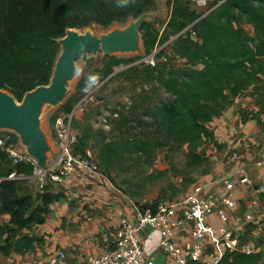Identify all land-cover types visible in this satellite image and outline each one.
Here are the masks:
<instances>
[{
  "label": "trees",
  "instance_id": "obj_1",
  "mask_svg": "<svg viewBox=\"0 0 264 264\" xmlns=\"http://www.w3.org/2000/svg\"><path fill=\"white\" fill-rule=\"evenodd\" d=\"M209 1L212 7H217L202 18L187 2L170 0L172 12L160 35L153 31L158 20L143 24L146 55L194 25L157 55L156 66L134 67V70L143 67L142 71L153 81L159 80L173 99L148 110L146 118H151L150 123L132 117L133 129L139 132L132 138L129 136L136 142L127 141L122 146L107 144L102 156L104 163L113 157L119 158L123 150L147 155L149 141L142 143L138 138L143 125H152L164 138L173 139L180 147H188L191 165L200 166L204 158L197 153L198 149L205 139L212 138L207 125L252 87L256 88L260 102H264V0ZM137 3L129 0L122 7L110 0H0V90L21 102L26 93L49 85L61 52L57 41L66 36L67 30L86 31L93 25L110 29L117 23L129 22L131 17L145 14L143 5ZM245 24L252 26L253 34ZM121 63L122 60L111 59L106 75H111L113 67ZM72 106L73 101H70L65 111ZM128 123V118L122 122L123 125ZM10 136L5 147L19 144L16 135ZM86 148L85 140L79 142L78 137L75 152L85 156ZM6 157L8 164L4 162ZM14 169L27 175L31 173L29 166L13 165L6 151L0 148V213L11 214L10 224L5 228L9 233L7 245L22 228L43 224L44 215L55 199L52 194H46L43 205L31 212L28 197L19 195L21 181L5 179ZM160 203L146 205L156 211ZM262 259V253L227 252L219 264H259Z\"/></svg>",
  "mask_w": 264,
  "mask_h": 264
},
{
  "label": "crops",
  "instance_id": "obj_2",
  "mask_svg": "<svg viewBox=\"0 0 264 264\" xmlns=\"http://www.w3.org/2000/svg\"><path fill=\"white\" fill-rule=\"evenodd\" d=\"M207 127L213 139H205L203 144L210 147L207 157L218 167L196 178L184 196L161 203L185 199L199 186H203L206 193L235 201V208L222 206L230 227L239 234L241 246L260 253L261 247L255 241L244 242L245 237H258L255 225L264 219V193L257 192L264 186V164H259L264 161V102H260L256 88L235 98ZM4 136L0 134V138ZM241 171L244 178L233 192H228L224 184L218 182ZM56 188L62 190L61 194L54 192ZM31 189L39 193L33 192L34 197L27 195L31 212L43 205L46 194H52L55 199L44 215L43 224L22 228L12 236L9 245L5 228L10 224L11 214L0 213V264H49L60 251L66 253L69 264H86L89 258L99 257L114 248L121 220L135 221L143 204L134 203L103 176L73 177L64 185H53L45 192L34 186ZM248 216L251 221L247 220ZM207 223L215 230L224 225L217 214L208 217ZM194 231V224L188 222L174 234L175 243L185 250L186 257L192 252L200 256L199 261L189 264H206L216 257H224L227 253L224 247L211 245L207 240L198 241ZM141 239L154 242L158 236L144 232ZM187 247L191 250H186ZM153 259L156 264H174L173 258L162 249Z\"/></svg>",
  "mask_w": 264,
  "mask_h": 264
},
{
  "label": "rangeland",
  "instance_id": "obj_3",
  "mask_svg": "<svg viewBox=\"0 0 264 264\" xmlns=\"http://www.w3.org/2000/svg\"><path fill=\"white\" fill-rule=\"evenodd\" d=\"M110 1L118 3V0ZM136 2L139 6L143 5L144 13H150L156 17V19L148 21H159L154 25L153 31L159 32L160 35L170 19L172 12L170 0H136ZM210 4L212 3L210 2ZM135 19L131 17L129 22L117 23L110 29H104L97 25H93L89 29L96 35H102L117 28L123 29ZM244 26L250 34L254 33L251 25L245 24ZM80 32L84 31L80 30ZM138 56L139 54H118L107 57L100 53L89 64L79 59L77 76L68 85L67 99L56 108L46 107L41 123L51 145L54 146L55 121L65 112L67 104L70 101H73L74 104L81 99L86 94L85 90L89 88L93 78L104 80V85L94 95V102L74 120L73 129L79 137V142L85 140L87 143L86 150L100 167L102 176L134 203L140 202L146 205L184 196L196 178L204 176L218 166L215 161L207 157L210 152V147L207 144H202L197 152L204 158L202 164L192 166L188 157V147H180L173 139L164 138L162 134L155 131L156 129L152 125H143L140 138H138V141L141 140L142 143L149 141L147 155H138L134 151L123 152V150L119 158L113 157L106 163L103 162V151L107 144L118 143L122 146L127 141L136 142V140L131 141L129 136L131 135L132 138L136 136L135 133L139 132L133 129V121L130 120L132 117L135 120H145L150 123L151 118H146L148 110L173 99L159 80L153 81L152 77L142 71L143 67L134 70L136 63L142 58H137ZM111 59L122 60L123 63L114 66L111 75H106V66ZM156 62H158L157 59ZM178 66H181L180 62ZM113 111H118L119 116L114 117ZM120 114L123 117L122 121L118 119ZM127 118L129 123L123 125L122 122H126ZM0 134L14 133L0 130ZM159 143H162L163 146L158 145ZM8 161L6 157L5 164H8ZM19 183L22 186L20 196L34 197L35 193L33 192L36 191L31 189L33 186L28 181ZM54 192L61 194L62 190L56 188ZM255 226L258 237L253 238V235L245 237L244 242L255 241L261 247L260 253L263 254V259L259 264H264V219Z\"/></svg>",
  "mask_w": 264,
  "mask_h": 264
},
{
  "label": "built area",
  "instance_id": "obj_4",
  "mask_svg": "<svg viewBox=\"0 0 264 264\" xmlns=\"http://www.w3.org/2000/svg\"><path fill=\"white\" fill-rule=\"evenodd\" d=\"M187 2L192 9L196 10L201 17H206L217 6L210 4L209 0H182ZM221 4V3H220ZM219 4V5H220ZM194 24L183 32L172 36L170 40L159 48H156L151 55L139 54L141 61L136 65L149 64L156 66V57L163 49H168L180 36L191 31ZM195 35V34H193ZM166 62L167 59L163 58ZM180 61L178 60L177 63ZM181 63V62H180ZM105 81L100 78H93L90 86L85 90L84 96L73 104L69 111H65L55 121L54 135L56 151L50 155L47 166L42 168L37 161L30 156L25 149L21 151L20 143L5 147L10 134L0 138V148L6 151L13 165H26L31 168L30 174L19 173L16 169L11 171L6 180L28 181L38 191L45 192L51 186H61L73 177L95 179L102 176L100 167L94 162L87 152L85 156L77 154L75 147L78 137L73 129V122L79 114H82L88 106L94 102V95L98 92ZM114 117L119 112L113 111ZM15 135V134H14ZM264 164V161L259 163ZM244 172H237L231 176L218 180L224 184L228 192H233L236 186L243 180ZM258 193H264V186H261ZM236 202L228 198L224 199L213 193H206L203 186L196 187L185 199L176 202L160 203L157 210L142 204L135 221L122 219L116 234L114 248L99 256L91 257L86 264H156L153 256L159 250L166 251L174 260V264H189L190 261H199L200 256L192 252L190 257L185 256V250L179 247L174 240L175 231L191 222L195 226L194 237L198 241H208L211 245L222 246L226 252L251 254L250 249L241 246L240 236L237 231L231 229L230 220L222 206L236 207ZM217 214L224 224L220 229L215 230L207 223V218ZM247 220L251 221L248 216ZM151 233L158 236L157 240L141 239L142 233ZM186 250H191L187 247ZM65 252L60 251L53 257L49 264H69ZM220 258L216 257L206 264H219ZM33 264V263H27Z\"/></svg>",
  "mask_w": 264,
  "mask_h": 264
},
{
  "label": "water",
  "instance_id": "obj_5",
  "mask_svg": "<svg viewBox=\"0 0 264 264\" xmlns=\"http://www.w3.org/2000/svg\"><path fill=\"white\" fill-rule=\"evenodd\" d=\"M149 19L156 17L145 13L127 27L102 35H96L90 29L84 32L67 30L66 36L57 41L61 52L49 85L26 93L21 102L9 92L0 90V130L14 133L38 165L46 167L54 152L42 128V115L46 107L56 108L67 99L68 85L77 76L78 60L89 64L100 53L105 56L143 54L142 26Z\"/></svg>",
  "mask_w": 264,
  "mask_h": 264
},
{
  "label": "clouds",
  "instance_id": "obj_6",
  "mask_svg": "<svg viewBox=\"0 0 264 264\" xmlns=\"http://www.w3.org/2000/svg\"><path fill=\"white\" fill-rule=\"evenodd\" d=\"M129 0H118L119 6H126Z\"/></svg>",
  "mask_w": 264,
  "mask_h": 264
}]
</instances>
